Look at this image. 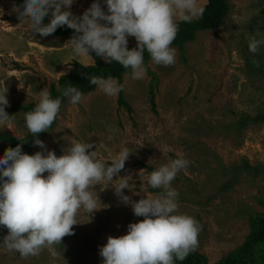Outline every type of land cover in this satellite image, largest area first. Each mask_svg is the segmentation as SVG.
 Masks as SVG:
<instances>
[{
  "label": "rangeland",
  "instance_id": "1",
  "mask_svg": "<svg viewBox=\"0 0 264 264\" xmlns=\"http://www.w3.org/2000/svg\"><path fill=\"white\" fill-rule=\"evenodd\" d=\"M92 2L74 0L70 10L80 16ZM100 3L107 11L104 0ZM228 3L219 27L198 31L182 50L171 46L176 51L173 65L149 60L141 80L131 79L130 69L122 74L123 88L115 96L95 86L77 105L66 98L54 127L40 139L57 156L74 142H90L89 151L106 165L127 147L132 152L119 175L127 176L134 191H139V173L147 176L172 159H187L188 167L177 174L172 187L178 192L179 213L201 226L194 251L205 255L208 263L242 244L250 231L251 213L264 215V46L256 54L248 48L250 36L259 32L257 38L264 37V0ZM14 6L12 0H0V91L7 89L5 110L14 116L0 130L24 138L29 132L22 107L37 104L39 92L49 90L74 61L89 65L94 60L75 55L67 43L70 38L35 34L30 21L17 19ZM136 44L129 36L128 45ZM253 60L260 66L255 67ZM8 147L0 141V155ZM37 151L43 150L31 143L24 152ZM92 191L101 208L90 221L80 210L74 234L56 245V257L45 249L39 256L22 259L0 244V264H102L99 248L107 237L126 234L129 223L143 218L120 202L107 181ZM162 191L150 188L147 195L159 196ZM124 193L133 200L141 198L129 189ZM7 232L0 226V243Z\"/></svg>",
  "mask_w": 264,
  "mask_h": 264
},
{
  "label": "clouds",
  "instance_id": "2",
  "mask_svg": "<svg viewBox=\"0 0 264 264\" xmlns=\"http://www.w3.org/2000/svg\"><path fill=\"white\" fill-rule=\"evenodd\" d=\"M73 2L24 0L23 5L14 6V11L20 22L27 19L31 30L41 36H49L63 26L74 30L75 35L67 43L75 55L91 56L90 52H94L109 64L117 62L130 68L133 80H141L146 74L145 50L154 64L173 65L176 51L171 45L178 33L177 20L190 23L204 12L198 0H104L107 11L100 0H93L89 8L76 16L70 10ZM49 15L50 22L44 24ZM129 36L137 42L132 49L127 46ZM259 36L257 32L248 38L253 54L264 46V37ZM253 64L260 66L257 60ZM87 79L107 96H115L123 88L112 76L88 75ZM58 90L72 105L84 99L83 93L71 84ZM6 92V88L0 91V128L8 127L14 119L5 110L9 105ZM60 108L61 98H52L45 87L39 92L35 108L24 114L25 126L35 138L33 143L43 151L30 155L17 144L6 148L0 156V226L8 230L0 243L3 248L18 253L22 259L39 256L45 249L56 257V245L74 234L80 210L90 221L101 208L98 194L94 196L92 190L107 181L120 202L130 205L133 214L143 219L129 223L126 234L107 237L99 248L102 264H175L196 250L201 226L195 218L179 213L178 192L172 187L177 174L186 170L190 162L177 157L147 176L139 173V191H134L125 179L127 176L119 175L132 152L127 147L107 165L96 159L95 151H89L93 148L90 142H74L59 156L47 150L38 134L49 131ZM150 188L163 191L152 197L147 195ZM125 189L141 198L133 200L125 195Z\"/></svg>",
  "mask_w": 264,
  "mask_h": 264
},
{
  "label": "trees",
  "instance_id": "3",
  "mask_svg": "<svg viewBox=\"0 0 264 264\" xmlns=\"http://www.w3.org/2000/svg\"><path fill=\"white\" fill-rule=\"evenodd\" d=\"M12 1L15 2L16 6L23 5L24 3V0ZM202 7L204 8V12L201 17L193 19L190 23L183 21L177 22L178 33L171 46H177L180 50H182L183 45L186 42L193 40L198 31L219 27L223 23L224 16L228 12L229 3L228 0H207ZM50 18V15L46 16L43 23H49ZM53 35L66 39L71 38L75 35V33L74 30L68 28L67 26H63L57 28ZM127 46L129 49H132L136 47L137 44ZM90 55L94 60L93 64L83 65L74 61L70 71L60 75L55 83L50 84L49 91L52 98L60 97L61 103L64 102L66 97L61 95V91L58 90V87L59 89H63L70 84L76 86L83 94L92 91L95 88V85H91L89 83L87 79L88 75H96L104 78L112 76L113 78H116L118 82H121L122 74L130 70V68L125 69L117 62L109 64L106 61H103L101 57L96 56L94 52H90ZM149 60H151V58L145 50L144 63ZM152 76L153 78L155 77L154 75ZM149 93L152 103L153 92L151 85ZM121 104H123L126 109L130 110L125 101H122ZM35 106L36 104L29 103L22 108L25 112H28L32 111ZM54 125L55 121L49 130H51ZM46 132L47 131L38 134V138L41 139ZM34 139L35 138L31 133L26 135V140L23 142V152L30 146L31 143H33ZM0 141L8 143V146L13 148L21 142L17 138H14L11 134L5 133L1 130ZM156 190L158 191V189ZM249 227L250 231L246 235L242 244L227 253L224 257H221L217 262L208 263L205 255L192 251L183 261L177 260L175 261V264H264V215L257 212L251 213L249 215Z\"/></svg>",
  "mask_w": 264,
  "mask_h": 264
}]
</instances>
